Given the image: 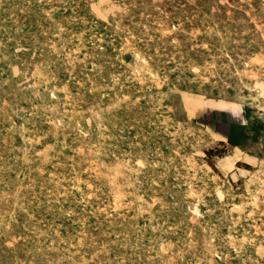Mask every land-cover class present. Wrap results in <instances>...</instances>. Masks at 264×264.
<instances>
[{
	"label": "rangeland",
	"instance_id": "obj_1",
	"mask_svg": "<svg viewBox=\"0 0 264 264\" xmlns=\"http://www.w3.org/2000/svg\"><path fill=\"white\" fill-rule=\"evenodd\" d=\"M0 264H264V0H0Z\"/></svg>",
	"mask_w": 264,
	"mask_h": 264
}]
</instances>
